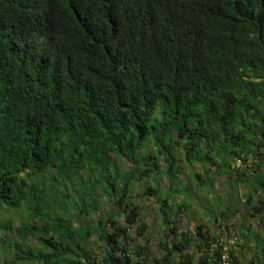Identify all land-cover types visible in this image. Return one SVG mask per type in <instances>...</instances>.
Masks as SVG:
<instances>
[{
	"label": "trees",
	"instance_id": "trees-1",
	"mask_svg": "<svg viewBox=\"0 0 264 264\" xmlns=\"http://www.w3.org/2000/svg\"><path fill=\"white\" fill-rule=\"evenodd\" d=\"M183 168L214 223L264 232V0H0L5 264H220V235L178 226ZM260 232L241 224L232 264L264 259Z\"/></svg>",
	"mask_w": 264,
	"mask_h": 264
},
{
	"label": "rangeland",
	"instance_id": "rangeland-1",
	"mask_svg": "<svg viewBox=\"0 0 264 264\" xmlns=\"http://www.w3.org/2000/svg\"><path fill=\"white\" fill-rule=\"evenodd\" d=\"M249 164V161L246 162V165ZM118 166L119 169L121 171V173H125L127 172L129 165L127 162L125 161H118ZM244 167V164L241 168ZM193 170L195 172H197L198 174H200V176H202V178H204V174L200 171V169L198 170V168L194 167ZM232 172V171H230ZM191 174L190 172H187V170H185V168H183V175H181V181L182 185L186 186V187H192V195L189 193H186L184 195L187 203H190L191 209L189 212H191V215H187V218L184 220L185 222H187L185 225L182 224L181 225V220L183 221L182 215L186 212V211H182L179 213L178 217L179 219H177L178 221V226L182 227L183 230L185 231H189L191 228V223L192 221H195L194 227L193 229H196L198 226H203L204 231L207 230V232L210 235H215V236H224L225 235V229H224V224H226L225 222H227L228 227L231 228L232 225L235 226L234 232L236 234V242L234 247L240 246L241 242L243 243L242 240V235L239 234V230L241 229V224L245 225V227L253 229V230H259V232L261 231L260 228L258 227V220L257 219H244L245 218V214L243 215L241 211L240 214L237 215V217L232 220V221H228V220H221L220 217H217L216 219L219 221L214 223V216H217V209L220 207L219 205H215L213 206L214 203L209 204L208 201V195L206 194V191L204 192L203 189L199 190H194V180H192L191 178ZM167 179L165 178V175L163 174L160 178V182H167ZM226 178H220L217 179L218 182V186L216 185L214 192H216L217 190L219 192H222L221 189V185L222 187L226 188V184L225 181ZM136 182H141L140 180H137ZM152 184V183H150ZM150 186H153L150 185ZM225 190V189H224ZM218 192V193H219ZM239 193L240 196L243 198V196L246 194V190L244 187L240 186L239 187ZM198 195V196H197ZM217 196L221 199H225L223 196L217 194ZM137 204H138V208H140L141 213H140V219L141 222H143L144 225H146L148 227V232H150L152 234V240H151V250L153 251V254L156 255L155 258L158 259L162 256V252H158V244L161 242V233L160 231V227H159V220H158V216L155 212V210L152 208V202L146 200L143 196H141V194H139V197L137 198ZM203 200V201H202ZM182 201V197L178 196L175 199V203L176 205L179 203H181ZM197 202V203H196ZM213 202V200H212ZM178 204V205H179ZM209 204V207L207 206ZM177 205V206H178ZM211 205V207H210ZM209 208V209H208ZM211 208V209H210ZM10 213H6V215H9ZM219 216V214H218ZM7 217V216H4ZM10 222L11 225H13L14 227H18L19 225V219H21L22 217L18 214V213H13L10 215ZM6 219V218H5ZM194 219V220H192ZM196 219V220H195ZM221 222H223L224 224H222ZM220 224L222 225V227L220 228ZM261 236L264 237V232L261 231L260 232ZM1 239H4V241L6 239L10 240L12 238V235L9 234L8 237L4 236V235H0ZM0 239V240H1ZM3 241V240H2ZM1 244V242H0ZM233 247V248H234ZM239 248V247H238ZM238 252H242L240 249H238ZM243 253V252H242ZM246 256L243 257V263H247L250 261V255L251 253L248 254V252H246ZM8 257L4 255V253H0V264H5L4 261L7 259ZM258 264H264V259L262 261H259Z\"/></svg>",
	"mask_w": 264,
	"mask_h": 264
},
{
	"label": "built area",
	"instance_id": "built-area-1",
	"mask_svg": "<svg viewBox=\"0 0 264 264\" xmlns=\"http://www.w3.org/2000/svg\"><path fill=\"white\" fill-rule=\"evenodd\" d=\"M243 166V163L241 160H236L234 163V168L239 169ZM234 225L229 227L228 232L221 236L220 239L216 241L220 251H219V262L220 264H232V261L230 259V251L233 249L235 242H236V234L234 232Z\"/></svg>",
	"mask_w": 264,
	"mask_h": 264
},
{
	"label": "crops",
	"instance_id": "crops-1",
	"mask_svg": "<svg viewBox=\"0 0 264 264\" xmlns=\"http://www.w3.org/2000/svg\"><path fill=\"white\" fill-rule=\"evenodd\" d=\"M192 213L191 212H189V210L188 211H186L183 215H182V217H180V218H182L183 219V221L181 220V225L182 224H186L187 222H185L184 220L187 218V215H191ZM180 220V219H179ZM192 220H194V219H192ZM196 220V219H195ZM194 224H195V221H192V223H191V228H190V230H189V232L190 233H194L195 232V229H193V227H194ZM182 228V227H181ZM151 252L153 253V251L151 250ZM198 257V255L196 254V256H195V258H197Z\"/></svg>",
	"mask_w": 264,
	"mask_h": 264
}]
</instances>
